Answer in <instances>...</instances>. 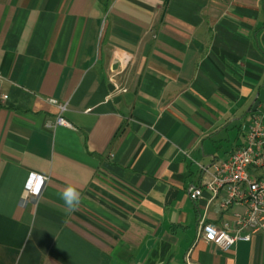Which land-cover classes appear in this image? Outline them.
<instances>
[{"label": "crops", "instance_id": "0c3cea01", "mask_svg": "<svg viewBox=\"0 0 264 264\" xmlns=\"http://www.w3.org/2000/svg\"><path fill=\"white\" fill-rule=\"evenodd\" d=\"M0 91V264H264L198 239L230 214L188 192L264 109V0H0Z\"/></svg>", "mask_w": 264, "mask_h": 264}, {"label": "built area", "instance_id": "2783aa9c", "mask_svg": "<svg viewBox=\"0 0 264 264\" xmlns=\"http://www.w3.org/2000/svg\"><path fill=\"white\" fill-rule=\"evenodd\" d=\"M7 98L8 94L0 91V101ZM48 101L59 109L56 119L48 126H71L64 117L67 104L54 98ZM244 138V144L226 159L215 163L212 172L202 166L204 175L209 178L199 187L188 189L193 200L201 197L204 189L209 190L214 198L222 195L219 211L229 213L230 217L224 219L221 225L201 217L197 237L224 251L237 242L264 236V109L250 115ZM47 180V177L32 173L26 183L25 194L29 197L40 195ZM234 207L241 210L232 211Z\"/></svg>", "mask_w": 264, "mask_h": 264}, {"label": "clouds", "instance_id": "9594fccd", "mask_svg": "<svg viewBox=\"0 0 264 264\" xmlns=\"http://www.w3.org/2000/svg\"><path fill=\"white\" fill-rule=\"evenodd\" d=\"M60 198L64 201L65 208L69 212H74L80 207L82 194L75 185H69L61 193Z\"/></svg>", "mask_w": 264, "mask_h": 264}, {"label": "water", "instance_id": "95a60500", "mask_svg": "<svg viewBox=\"0 0 264 264\" xmlns=\"http://www.w3.org/2000/svg\"><path fill=\"white\" fill-rule=\"evenodd\" d=\"M258 105H259V103H256L255 106L253 107V110H257L258 109Z\"/></svg>", "mask_w": 264, "mask_h": 264}]
</instances>
